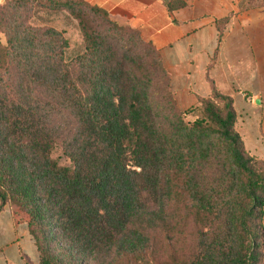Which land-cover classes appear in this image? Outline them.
<instances>
[{
  "label": "trees",
  "instance_id": "trees-1",
  "mask_svg": "<svg viewBox=\"0 0 264 264\" xmlns=\"http://www.w3.org/2000/svg\"><path fill=\"white\" fill-rule=\"evenodd\" d=\"M252 1L241 8L264 6ZM38 14H63L80 42ZM0 34V210L25 215L40 264H153L148 232L171 221L192 225L194 249L162 264L264 263V159L245 151L229 96L212 87L180 110L152 43L85 0H2ZM149 54L168 84L161 116L139 65ZM59 117L71 130L60 143Z\"/></svg>",
  "mask_w": 264,
  "mask_h": 264
},
{
  "label": "crops",
  "instance_id": "crops-1",
  "mask_svg": "<svg viewBox=\"0 0 264 264\" xmlns=\"http://www.w3.org/2000/svg\"><path fill=\"white\" fill-rule=\"evenodd\" d=\"M85 1L152 43L180 110L210 96L212 87L229 96L245 151L264 159L263 5L242 9L245 0ZM221 19L226 21L218 43L216 21ZM0 264H40L26 217L10 203L0 210Z\"/></svg>",
  "mask_w": 264,
  "mask_h": 264
},
{
  "label": "rangeland",
  "instance_id": "rangeland-1",
  "mask_svg": "<svg viewBox=\"0 0 264 264\" xmlns=\"http://www.w3.org/2000/svg\"><path fill=\"white\" fill-rule=\"evenodd\" d=\"M253 1L257 3L259 2V0ZM0 2H2V0H0ZM22 18H24L26 21L32 20H29V14L26 12H23ZM33 23L37 24L38 26H49L58 31H62L64 36L68 39L70 47L80 42L75 22L64 17L63 14H57L53 16H43L38 14V18L33 19ZM120 25L123 26L124 24ZM0 38L3 39L2 34H0ZM141 47L142 46H138L137 50L142 49L143 52H146L147 47ZM139 65H145V67L150 70L148 85L151 93V101L158 109V112L161 116L163 114V111H161L163 110L162 107H164L165 101L167 99L166 92L168 90V84L166 76L159 71V65L154 54H149L148 56L144 55L143 61ZM216 102L218 105L220 104L219 101ZM192 112L193 113H188V115L185 117L186 120L191 121L195 116L199 115L197 111ZM55 124L58 126V143L61 141H66L71 135L70 120L68 118L59 117L56 119ZM52 158L55 159L60 166L68 165V161L62 155L60 145H56L53 149ZM147 207L150 210H156V207L153 206L151 202H147ZM175 223V221H171L170 224L165 227H156L148 232V250L145 254V258L149 262H152L153 264H162L168 261L169 257L187 256L193 251L194 237L192 225L188 224L185 228H183V233L180 234L177 232ZM99 257L100 259H98V263L100 264L112 263L110 256H106L101 253ZM123 263L124 262L121 259L116 261V264Z\"/></svg>",
  "mask_w": 264,
  "mask_h": 264
}]
</instances>
